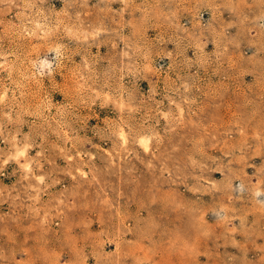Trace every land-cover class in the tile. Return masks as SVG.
Instances as JSON below:
<instances>
[{"label": "rangeland", "instance_id": "374dc122", "mask_svg": "<svg viewBox=\"0 0 264 264\" xmlns=\"http://www.w3.org/2000/svg\"><path fill=\"white\" fill-rule=\"evenodd\" d=\"M0 264H264V0H0Z\"/></svg>", "mask_w": 264, "mask_h": 264}]
</instances>
